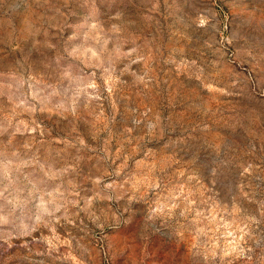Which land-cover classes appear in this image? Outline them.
Masks as SVG:
<instances>
[{
  "label": "rangeland",
  "instance_id": "rangeland-1",
  "mask_svg": "<svg viewBox=\"0 0 264 264\" xmlns=\"http://www.w3.org/2000/svg\"><path fill=\"white\" fill-rule=\"evenodd\" d=\"M0 264H264V0H0Z\"/></svg>",
  "mask_w": 264,
  "mask_h": 264
}]
</instances>
